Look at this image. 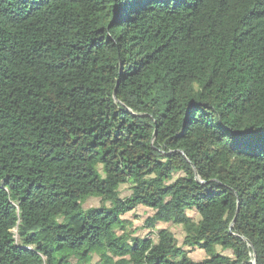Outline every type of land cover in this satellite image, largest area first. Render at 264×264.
Listing matches in <instances>:
<instances>
[{
  "label": "trees",
  "instance_id": "1",
  "mask_svg": "<svg viewBox=\"0 0 264 264\" xmlns=\"http://www.w3.org/2000/svg\"><path fill=\"white\" fill-rule=\"evenodd\" d=\"M117 6L0 0V264H264V0Z\"/></svg>",
  "mask_w": 264,
  "mask_h": 264
},
{
  "label": "snow or ice",
  "instance_id": "2",
  "mask_svg": "<svg viewBox=\"0 0 264 264\" xmlns=\"http://www.w3.org/2000/svg\"><path fill=\"white\" fill-rule=\"evenodd\" d=\"M151 3H158L163 7L174 3L175 0H149ZM145 0H117L115 9V20L119 21L121 17L142 8ZM189 121L204 123L206 120L210 123V117L206 113H199L195 109L190 110L185 117ZM217 136L220 139L227 138V144L234 151L246 152H264V125L259 130L246 126L244 128H229L223 125H216Z\"/></svg>",
  "mask_w": 264,
  "mask_h": 264
},
{
  "label": "rangeland",
  "instance_id": "3",
  "mask_svg": "<svg viewBox=\"0 0 264 264\" xmlns=\"http://www.w3.org/2000/svg\"><path fill=\"white\" fill-rule=\"evenodd\" d=\"M120 194L122 197L129 195V189L127 185H121ZM98 205H99L98 198H89L83 203L82 207L83 209H88L91 207H97ZM187 214L189 217L193 219V221L197 222L199 220L198 215L194 211H188ZM151 215H152L151 210H149L148 208L139 206L134 211H132L131 213H128L127 215L123 217L124 219L128 220V222L132 224V229H135L136 231L133 234V238L135 237L142 238L146 236L148 231L146 229H143L142 224H143V221ZM159 228H168L174 234L175 239L177 241V245L178 246L182 245L184 233H183V229L181 226H173L170 224H158L156 229H159ZM155 237L156 235L153 236L154 239ZM216 251L225 256L231 255L230 250L223 251L220 247H216ZM188 257H190L194 261H201L202 259L205 258V254L203 251L196 249V250L191 251V253L189 252ZM93 262H96V258L93 259Z\"/></svg>",
  "mask_w": 264,
  "mask_h": 264
}]
</instances>
